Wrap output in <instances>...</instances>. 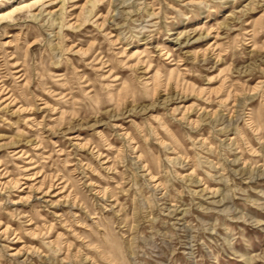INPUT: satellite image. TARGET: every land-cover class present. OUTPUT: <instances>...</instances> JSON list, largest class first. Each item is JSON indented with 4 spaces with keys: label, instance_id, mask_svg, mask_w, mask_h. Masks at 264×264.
Here are the masks:
<instances>
[{
    "label": "rangeland",
    "instance_id": "1",
    "mask_svg": "<svg viewBox=\"0 0 264 264\" xmlns=\"http://www.w3.org/2000/svg\"><path fill=\"white\" fill-rule=\"evenodd\" d=\"M0 15V264H264V0Z\"/></svg>",
    "mask_w": 264,
    "mask_h": 264
},
{
    "label": "bare ground",
    "instance_id": "2",
    "mask_svg": "<svg viewBox=\"0 0 264 264\" xmlns=\"http://www.w3.org/2000/svg\"><path fill=\"white\" fill-rule=\"evenodd\" d=\"M1 1V0H0ZM0 19H3V16L0 15ZM82 52V51H81Z\"/></svg>",
    "mask_w": 264,
    "mask_h": 264
}]
</instances>
